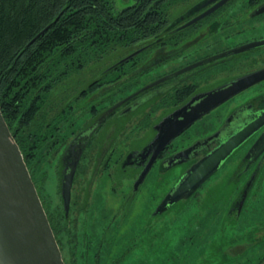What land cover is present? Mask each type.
<instances>
[{
  "label": "rangeland",
  "instance_id": "1",
  "mask_svg": "<svg viewBox=\"0 0 264 264\" xmlns=\"http://www.w3.org/2000/svg\"><path fill=\"white\" fill-rule=\"evenodd\" d=\"M197 1L199 0H187L184 3H179L172 7L171 20L174 19V16H179L181 13L185 12V10L187 11L189 7ZM133 2L134 0H116L118 8H123ZM239 6L240 5H237L235 2L227 6L229 8L220 16L221 18L218 17L216 19V25L214 27L210 28V24L204 27L201 26L200 33L189 43L183 45V49L181 52L179 51L180 55L177 56V58L168 62L153 60L143 66L141 70L135 71L136 75H138L137 84H145L146 82L150 83L153 80L162 79V76L171 75L172 72L178 70L181 66L187 67L188 65L198 63L209 57H215L247 44L264 40V16L248 18L249 12L245 10L242 11V8ZM234 12H237L236 16H234ZM197 29H199V27ZM260 51H264V46L257 47L252 53L257 54ZM175 52L176 51L167 52V56L173 54L172 57H174ZM235 59L239 58L231 60L229 58L226 62H219L217 65L205 68L198 79L200 84H202L205 89L213 90L232 81L231 79L236 77L237 72L241 71L234 65ZM118 60L119 54L112 55V58L104 64L106 66L102 69L109 68L112 63ZM249 64L250 62L245 61L241 63L240 67L244 70L245 68H250L248 66ZM145 68L149 70L153 68V70L147 72L148 69L146 71L144 70ZM97 73V70L88 67L81 75L74 78L75 81H73V83L76 84V86L73 88L77 90L86 88L93 78L97 76ZM132 77H134V75L129 74L125 77V80L118 81L110 86L107 85L100 91L96 90L93 91V93H89L91 97L89 99L95 101V99L101 98V96L105 97L111 95L112 97H108L109 101L113 99H123L124 101L126 99L125 93L118 92L115 95L114 92L119 90V88L116 87L117 85L126 80H133L134 78ZM259 87V85L251 86V88L247 89L239 96L227 101L228 103L226 102L224 108H234L242 99L243 101L247 99L246 96L250 97L257 93L260 90ZM112 88H114V91H110ZM121 102L122 101L119 103ZM146 109H149L148 105ZM85 112V114L83 113L79 115V117L74 115L76 121L73 129L81 127L85 117L90 115L89 112L87 113V110ZM144 112L145 110L138 111L128 116L129 118L126 117L129 121V124L124 122L127 129L135 132V119L140 113ZM162 113L165 112L159 111L153 115L151 118L153 121L150 120V124L158 121ZM93 116L92 114V117ZM215 117L216 115H210L201 119L194 128L189 130L186 141L190 142L191 139H195L196 137H210L214 135L212 133L217 127V124H214ZM95 118L94 116L89 122H93ZM110 122L111 123L107 125L108 129L114 132V128L116 127L113 125L114 118H112ZM120 123H122V127H124L122 120L118 122V125ZM194 129L200 130L199 134L193 133ZM146 132L147 130L143 129L141 134L134 135L133 133L131 138L142 134L145 135ZM131 140L136 143L135 138ZM63 146L61 147L63 148ZM58 152L59 150L54 155L47 154L41 159H34L32 167V177L38 193L54 224L55 216L64 213L60 193L64 165L60 164V162L59 164L57 163L61 154ZM126 152H128L127 149H118L116 153L126 154ZM234 157L233 153L225 160L217 172L206 181L203 187L198 191V194L194 197L174 203L164 213L157 214V203L164 192H167L168 189L176 185L175 182L179 175L176 174L178 170H174V174L172 173L166 176L156 185L155 197L149 203L145 200V205H140V203L139 205H134L133 208L128 210L129 216L127 218H122V216L116 218L118 220L115 223H119L121 219L119 230H114L113 227L107 228L103 248L105 244H110L109 241H111L112 238L114 241L117 240L119 242H114L115 245L112 248L109 247L104 249V251L107 250V252L104 253L105 258H108L104 260L103 264H117L115 261L119 263L122 262V264H222V261L225 260L224 258L228 257L227 255L234 257L233 264H257L264 253V241H255L260 239V225L264 222V218L262 217V212L264 213V210H261V190L251 197V200L247 204V211L241 215L238 222L232 219L231 216L229 217L230 208H232L235 199L234 196L237 192V186L234 185V182L231 180L233 174L231 170L235 163ZM112 162L115 161L113 160ZM91 169L93 170L92 167L87 168L88 172L85 173V175L80 174L75 182L74 201H76L77 204L71 215V221L73 223L77 217L80 218V221L87 218L85 215L86 211L79 213V209L85 210L83 207V191L88 183V180L85 182V179L89 177ZM110 172L112 174H110ZM114 172H116L115 168L111 166L108 171L104 172V178H99L97 180L95 184L96 187L93 191H96L97 188L100 190V194L97 196L98 201L95 200L92 204H89L88 208L90 211L94 210L96 212V207H100L99 205H101L102 208L100 197L103 196L104 199L109 197L112 200V204H108L107 223H110L119 213L126 211L125 205H120V203H122L120 197L121 195L125 198L127 197L132 181L128 175L124 174L122 183L115 187L111 178ZM154 180L155 178L152 175L150 178V186L153 190ZM79 202H81L80 206L78 205ZM95 202L98 203L97 206ZM148 208V214L155 208L153 212L155 217H152L154 219L155 229H152V227L149 228L148 231L138 230V232H134L129 224L139 221L138 224H140V229H143L146 227V224L150 223L152 218L147 214ZM125 225L126 227L124 228ZM62 226H66V223L63 222ZM69 243L71 242H67L65 236L64 238L62 237V242L60 244L65 264L73 262L72 253L74 248H72ZM110 248L111 251H109ZM121 251L124 253L123 258H121L120 255Z\"/></svg>",
  "mask_w": 264,
  "mask_h": 264
},
{
  "label": "flooded vegetation",
  "instance_id": "2",
  "mask_svg": "<svg viewBox=\"0 0 264 264\" xmlns=\"http://www.w3.org/2000/svg\"><path fill=\"white\" fill-rule=\"evenodd\" d=\"M200 2H202V0H199L193 5H191V7H189L187 11L185 10V12L181 13L179 16H174L173 20H171L170 17L166 27L167 32L164 34L163 37L157 38V36H155L150 41V43L144 46L145 48L143 47L137 49L143 51L145 50V52L143 54V57L139 60V63H137V65L135 66V69L132 71V73L141 69L150 61L161 60L162 62H168L170 60H173L174 58H177V56L180 55V52L183 49V45L189 43L195 36H197L200 33L201 30L200 27L207 26L208 24H210L209 26L210 28L214 27L216 25L215 22L216 19L218 17L221 18L220 16L225 12L226 9L229 8L227 6L231 5L233 2H235L237 5H240L239 7L242 8L241 9L242 11L245 10L249 12L248 18L264 16V12L261 13L259 12L264 7V0H230L223 7L219 8L218 10H216L209 16L205 17L204 19L200 20L199 22L187 28L181 29V27H183L191 19L197 17L199 14L203 13L205 10H207L209 7L213 5V4L209 5L207 8L196 13L194 16H191L189 18L187 17L184 21L177 22L179 18H181L183 15L185 16V14H187V12L191 8H193L195 5L199 4ZM236 15L237 12H234V16ZM198 27L199 29H197ZM160 38L161 39L166 38V40L163 41L160 40ZM255 49L257 48H253L236 54H231L216 60H212L208 63H205L201 66H198L196 68H193L191 70L182 73L180 72L186 69L187 67L195 65L197 63L188 65L187 67L181 66L178 69L179 71L176 70L172 72L171 75H164L162 76L163 78L161 77L162 79L153 80L150 83L146 82L145 84L138 85L137 84L138 75H136L132 77L134 78L133 80L130 81L126 80L116 86L119 88V90H116L114 94L116 95L118 92L125 93L124 95H126L125 96L126 99L124 98L125 99L124 101L122 98H121L122 100L114 99V102L109 101L108 97L109 96L112 97L111 95L105 97L101 96V98L99 97L95 99V101L94 100L91 101L89 99L91 97L88 94L85 95L80 100H78V102H76V104L74 105L75 113H76L75 116L79 117V115L83 113L85 114L86 110L87 113L88 112L90 113V115L88 117H85L81 127L70 131L69 137L66 143L64 144L63 148L61 147L59 149V152L61 154L58 152L60 156L57 162L58 164L59 162L60 164H63L65 169V163H64L65 160L63 159L65 151L71 145L74 146L76 152L80 149L81 153L75 172V178L73 181L69 209L67 211L65 208V203L62 195V182H61L60 193L62 197L64 213L62 215L57 214L55 216V237L57 239L60 248H61L60 243L62 242V237L64 238V236L67 238V242H71L69 244L72 246V248H74V251L72 253L73 262H69V264H75V261L76 264H103L104 260L108 258V257L105 258L104 253H106L107 250L104 251V249H107L109 247L112 248L115 245L114 242L115 243L119 242L117 240L114 241V239L112 238V240L109 241L110 244H105V247L103 248L104 240L107 234V228L113 227L114 230L116 229L119 230L120 227L119 223L121 219L119 220V223H115L118 220L116 218H118L119 216H122V218L124 217L127 218L129 216L128 210L133 208L134 205L136 204L139 205V203L140 205H145V200H147V203H149L155 197L156 185L159 184L166 176L172 173L174 174L175 173L174 170H178L176 174L179 175L175 182L177 183L178 180L183 176V174H185V172L188 170V168L192 166L195 162L199 161L209 152L218 148L228 139L236 135L239 131L244 129V127H246L252 121L257 119L261 114H264V80H261L260 82L255 84L260 86L259 87L260 90L257 93L253 94V96L250 97L246 96L247 99H245L244 101L242 99L240 103H238L237 106H235L234 108L231 107L224 108L225 107L224 105L227 102L226 101L225 103L216 107L214 110H212L211 112H209L208 114L204 115L201 118L204 119L210 115L213 116L216 115L214 124H217V127L216 129H214L212 133L214 134L213 139L209 141L207 145L201 144L200 147H198V149L196 150V152L192 154V158L187 162L182 163L180 165H176L181 159L179 160L172 158L181 151H184L185 149L191 147L196 142L204 141L205 139L208 138V137H196L195 139H191L190 142L186 141V136H188L189 130L194 128V126H196V124L201 119L197 120L189 128L184 130L164 148L162 153L155 160L154 164L149 170L144 181L138 186L136 185V183L140 175L144 171L145 166L140 168L122 167V163L125 157L131 151L142 150L156 137V135L158 134V131L156 130V126L163 118H165L166 116L172 114L179 108L186 105L192 98H194L198 94L210 90V89H205L204 86L200 84L198 80L202 75L203 71L205 70V68L213 65H217V63L219 62H226L229 60V58L230 60L234 58H239V59H235L234 65L237 69L241 71L237 72L236 77L231 79L232 81H230L229 83L236 81L240 77L264 69V51L263 52L260 51L257 54L252 53ZM171 51H176L174 53V57H172L173 54L167 56V52H171ZM130 54L119 59L117 63L122 59H124L125 57L129 56ZM138 55L139 54L134 56L132 59L138 57ZM245 61L250 62V64L248 65L250 68H245L244 70H242L240 66L241 63ZM151 70H153V68ZM151 70L148 69V71L147 70L146 71L150 72ZM107 85L110 86L113 85V83L105 84L104 86L100 87V89H98L97 91H100L101 89L105 88ZM111 90L114 91V88L110 89V91ZM244 91L235 95L230 100L239 96ZM120 101H123V103L119 107H117L110 115H108L100 124H97V122L101 119L103 114L109 111L114 106H116ZM147 105L149 106L148 110L146 109ZM94 107L98 109V112L92 113ZM143 110H145V112L140 113L135 119L136 124L134 128H136V131L132 132L130 129H127L125 123L129 124L128 123L129 121L127 120L126 117L131 116L136 112ZM159 111L165 113L161 114L162 116H160L158 121L150 124V120H152L151 118L153 117V115H155ZM92 114L96 118L93 122H89L90 119L94 117V116L92 117ZM112 118H114L113 125L116 126L114 128V132L108 129L107 126L109 123H111L110 121L112 120ZM120 120H122L123 123L125 122L124 127H122V123L118 125V122ZM143 129L147 130L145 135L142 134L137 137L131 138V135L133 133L134 135L141 134L143 132ZM199 132L200 130L197 129L193 130V133L199 134ZM260 137H264V126L261 127L258 131H256L254 135H252L249 139H247L244 143H242L233 152L235 156L234 157L235 163H234V167L231 170L233 173L231 180L234 182L233 184L237 186V192L235 193L234 196L235 199L233 201L232 208H230L229 217L231 216L232 219H234L235 221L237 220V222L240 220L241 215H243L247 211V207H248L247 204L251 200V197L256 195L259 190H261L260 194L262 197L261 210H264V150L260 153H256V151L253 150L252 148L255 142ZM134 138L136 143H134L133 140H131ZM118 149L120 150L127 149L128 152H126V154H122V153L118 154L116 153ZM113 160L115 162H112ZM111 166H114L116 171L113 173V177L111 175L115 187H117L118 184L122 183L124 174L128 175L132 181H131L130 191L127 193L128 194L127 197L125 198L122 195L120 197L122 200V203H120V205L121 204L122 206L125 205L126 213L125 212L119 213L118 215H116V217H114L110 221V223H107L108 221L107 209L109 208L108 204H112V200L109 197L106 199H104L103 196L100 197L102 208L101 205H99L100 207H96V212L94 210L90 211L88 208H89V204H92V202H94L95 200L98 201L97 196L100 194V190H98L97 188L96 191H93L94 188L96 187L95 184L97 183V180L99 178H104V172L108 171L111 168ZM89 167H92L93 170L91 169V173L89 177L85 179V182L88 180L87 186L84 188L83 191L84 194L83 207L85 210L83 211L82 209H79V213H83L86 211L85 215L87 216V218L80 221V218L77 217L73 223L71 221V215L73 214L75 210V206L77 204V202L74 201L75 182L80 174L85 175V173L88 172L87 168ZM110 174L112 173L110 172ZM152 175L155 178L153 182L154 190L150 186V178ZM205 183L206 182H204L189 198H192L196 194H198V191L200 190V188L203 187ZM172 189L173 187L168 189L167 192H164L162 194L159 202L157 203V206H159V204L166 197L167 193L171 192ZM187 199H182V200H187ZM80 204L81 202H79L78 205L80 206ZM95 205L97 206L98 203L95 202ZM154 210L155 208L152 210V212L148 214L149 211L148 208L147 214L149 215V217L151 218L155 217V215L153 214ZM262 217L264 218L263 212H262ZM153 218L150 220V223L146 224V227L143 229H140V224H138L139 221L138 222L135 221L134 223L129 224L130 228H132L134 232H138V230L148 231L149 228L152 227H153L152 229H155ZM63 222L66 223V226H62ZM125 227L126 225L124 226V228ZM260 233H261L260 239H257L255 241H260V240L264 241V222L261 223L260 225ZM111 248L109 251H111ZM120 255L121 258L124 257L123 256L124 253L122 251ZM227 256H226L227 258H224L225 260L223 259L224 261H222V264H233L234 257L230 255ZM115 262L117 264H122V262L121 263H119L118 261ZM257 264H264V253L262 257L259 259V262Z\"/></svg>",
  "mask_w": 264,
  "mask_h": 264
},
{
  "label": "trees",
  "instance_id": "3",
  "mask_svg": "<svg viewBox=\"0 0 264 264\" xmlns=\"http://www.w3.org/2000/svg\"><path fill=\"white\" fill-rule=\"evenodd\" d=\"M186 1L134 0L118 8L116 0H0V105L31 175L34 159L54 155L66 143L76 102L136 76L132 71L145 50L102 69L112 55L121 59L163 37L172 7ZM88 67L97 76L86 89L73 88Z\"/></svg>",
  "mask_w": 264,
  "mask_h": 264
},
{
  "label": "water",
  "instance_id": "4",
  "mask_svg": "<svg viewBox=\"0 0 264 264\" xmlns=\"http://www.w3.org/2000/svg\"><path fill=\"white\" fill-rule=\"evenodd\" d=\"M229 1L230 0H202V2L191 8L185 16L183 15L179 18L177 22L184 21L187 17L194 16L196 13L213 4L203 13L191 19L181 27V29L187 28L209 16ZM259 12H264V7ZM48 28L49 27L44 29L38 36L44 34ZM263 45L264 40L247 44L233 51L205 59L195 65L187 67L180 73L201 66L212 60ZM141 51L142 50L135 51L114 66L127 62ZM261 80H264V69L240 77L236 81L219 88L198 94L186 105L163 118L156 126V130L158 131L156 137L142 150L131 151L125 157L122 167L140 168L145 166L144 171L136 183L138 186L144 181L155 160L172 140L204 115ZM122 103L123 101L105 112L97 124H100ZM263 126L264 114H261L236 135L190 166L185 174L178 180L171 192H169L160 203L157 208V214L165 212L174 203L189 198L204 182L217 172L223 162L234 150ZM212 139L213 135L204 141H198L191 147L175 155L172 159H181L176 165L185 163L192 158V154L196 152L201 144L207 145ZM252 148L256 153L262 152L264 150V137H260ZM80 153V149L76 152L74 146L71 145L63 156L65 160V169L62 179V195L67 211L70 205L71 191ZM0 264H65L61 248L51 227L36 184L27 166L24 155L3 115L1 105Z\"/></svg>",
  "mask_w": 264,
  "mask_h": 264
}]
</instances>
